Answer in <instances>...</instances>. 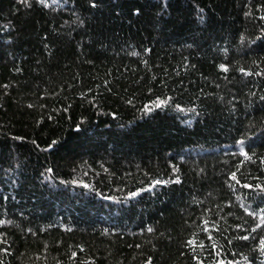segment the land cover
<instances>
[{
	"label": "trees",
	"instance_id": "trees-1",
	"mask_svg": "<svg viewBox=\"0 0 264 264\" xmlns=\"http://www.w3.org/2000/svg\"><path fill=\"white\" fill-rule=\"evenodd\" d=\"M0 264H264V0H0Z\"/></svg>",
	"mask_w": 264,
	"mask_h": 264
}]
</instances>
